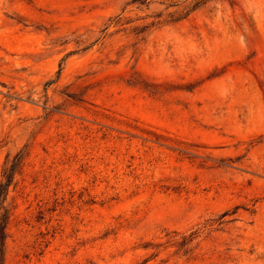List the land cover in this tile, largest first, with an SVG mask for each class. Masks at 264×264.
<instances>
[{"label":"rangeland","instance_id":"374dc122","mask_svg":"<svg viewBox=\"0 0 264 264\" xmlns=\"http://www.w3.org/2000/svg\"><path fill=\"white\" fill-rule=\"evenodd\" d=\"M196 1L0 0L4 264H264V0Z\"/></svg>","mask_w":264,"mask_h":264},{"label":"trees","instance_id":"16d2710c","mask_svg":"<svg viewBox=\"0 0 264 264\" xmlns=\"http://www.w3.org/2000/svg\"><path fill=\"white\" fill-rule=\"evenodd\" d=\"M206 0H197L195 7L204 3ZM24 160V152L17 153L9 165L3 170V180L0 183V264H4L6 242L8 238V225L11 217L10 208L5 205L8 197L9 188L12 185L15 175L21 170ZM196 233H192L185 241H193Z\"/></svg>","mask_w":264,"mask_h":264}]
</instances>
